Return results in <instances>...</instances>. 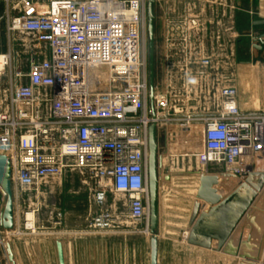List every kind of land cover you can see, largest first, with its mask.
<instances>
[{
    "label": "built area",
    "instance_id": "2783aa9c",
    "mask_svg": "<svg viewBox=\"0 0 264 264\" xmlns=\"http://www.w3.org/2000/svg\"><path fill=\"white\" fill-rule=\"evenodd\" d=\"M0 3L8 36L33 34L50 52L18 75L28 84L11 86L9 106L0 112V155L11 159L15 194L38 192L68 171H87L100 182L98 204L110 192L126 195L131 219L148 222L153 124L167 143L191 145L200 136L196 157L204 171L216 166L243 177L254 171L252 160L264 155V113L242 114L235 88L221 91L216 114L199 116L177 109L171 94L156 86L152 116L148 0ZM180 41L183 55L193 60L190 30L181 31ZM12 63V52L0 53V78L10 74ZM201 65L210 61L201 59ZM111 224L100 218L95 227Z\"/></svg>",
    "mask_w": 264,
    "mask_h": 264
},
{
    "label": "rangeland",
    "instance_id": "374dc122",
    "mask_svg": "<svg viewBox=\"0 0 264 264\" xmlns=\"http://www.w3.org/2000/svg\"><path fill=\"white\" fill-rule=\"evenodd\" d=\"M160 6L156 8V16L159 21L164 20L166 30H209V36L216 34L215 30H230L231 17L237 0H156ZM255 5L258 13L261 12V5L264 0H245ZM3 12V5L0 3V14ZM264 15V14H261ZM159 22L156 26V86L162 87L161 73V49L162 40ZM18 35V32H16ZM26 38V37H24ZM25 41L24 39H22ZM34 43L32 41L27 42ZM149 43V38H148ZM21 40L15 41V61L23 62L25 53L21 48ZM182 46V42L180 43ZM208 52L214 53L215 46L208 43ZM149 50V44H148ZM37 59V58H36ZM21 64V63H20ZM22 65V64H21ZM31 66H24L30 69ZM7 77L0 82V88L7 86ZM180 90L168 93L178 100L183 96V83L178 82ZM181 103V101H180ZM164 131H159L160 152L166 149L167 144ZM194 142L185 149H197L200 136L194 138ZM169 143V142H168ZM167 149L161 155L166 158L173 154ZM182 150V148H181ZM169 151V149H168ZM169 159V158H168ZM254 159L256 171L264 172V155ZM249 160V159H248ZM209 174H227V170L221 167L208 166ZM97 180L87 171H68L62 179L52 180L44 184L38 192L14 193L15 196V217L16 229L13 232H3L0 229V252L3 257L5 247L8 243L17 253L20 264H54L56 262V239H72V263L86 264L88 252L87 244L93 243L96 256H101L98 264H126L129 258L137 264H150V239L151 235L146 230L147 221L135 222L129 213V199L126 195L108 193L104 204L96 202V192L99 188ZM181 192L180 199H192L194 189L185 188ZM15 192V190H14ZM17 192V190H16ZM188 204L181 203L180 206L173 205L172 195L165 190L160 198L161 226L160 235L166 242L162 251V264H214V260L204 257L193 251L190 255L176 251L173 246H182L184 232L188 221ZM3 207V197L0 193V212ZM34 214L35 220L32 227H28L27 215ZM109 217L112 220L109 228H96L95 224L100 218ZM184 223V224H182ZM120 225H124L121 227ZM126 226V227H125ZM120 234L132 236L133 243L127 239L126 245L118 243ZM8 236V237H7ZM179 244V245H178ZM92 247V246H91ZM13 251V253H14ZM224 258V259H223ZM198 260V261H197ZM217 264L220 263L216 260ZM3 264H9L7 257ZM97 264V263H96ZM134 264V262H133ZM221 264H236V261L226 256L222 257Z\"/></svg>",
    "mask_w": 264,
    "mask_h": 264
},
{
    "label": "crops",
    "instance_id": "0c3cea01",
    "mask_svg": "<svg viewBox=\"0 0 264 264\" xmlns=\"http://www.w3.org/2000/svg\"><path fill=\"white\" fill-rule=\"evenodd\" d=\"M235 7L236 8H234V11L232 12L230 30H224L223 28H221L222 30H215L216 34L213 36H209V30H198V40L196 38V32H191L193 30H190V36L192 38L191 46L196 53V55L194 53L193 60L189 59L188 61L183 55L180 38L181 31L183 34L184 30H180V33L177 30H175V32H173L174 30H166L167 41L165 46L162 45L161 49V56L163 61H165L163 64L161 63L162 87H157V89L164 93H168L170 88H172V92L178 90L181 92L178 82L179 84L182 82L183 96L181 97L182 100L179 98L178 106L182 107L181 110L185 113L199 116L216 114L221 104L220 93L226 87L236 89L237 103L242 114L254 115L264 113V51H258L253 48L255 44L253 42L254 38L264 34V27H251L250 29L245 30L242 29L241 26L243 19H246V23H249L250 25H252V21H254L255 18L264 19V15H261L264 14V4L262 3L261 5L260 13H258V10L253 3L245 0H237ZM5 30V25L1 24L0 53L8 51L12 52L13 63L10 74L5 76L8 79L7 86L0 88V112L6 111L9 106L10 97L8 95V90L10 87H20L28 84L27 79L18 78L19 74H27L30 71V69L27 70L23 67L26 66L27 68L33 63L48 59L50 56L49 48L45 44H39L36 41L35 35L18 32V35L14 33L8 36ZM17 40H21V48L26 55L23 62L19 60L15 61L14 46L15 41ZM29 41H32L34 45H32V43L28 44L27 42ZM209 42L213 43L215 46L214 53L211 54L207 49ZM258 45H260V43H258ZM197 53L199 55H197ZM201 59L209 60L210 65H201ZM3 78H0V82ZM41 93L50 94V90H42ZM171 96L176 106V97L172 94ZM45 108L49 110V105H46ZM169 146L172 147L171 150L173 154L167 155L169 158H167V161L166 158L163 157L164 168L162 176L169 175L170 181L160 184V198L161 193L165 190L168 194L172 195L173 205L180 206L182 202L188 204V221L185 230V232H187L189 230V220L194 203L196 202L197 192L200 187V176L201 174H207L208 171L201 169L196 157V149H185L187 146H190L186 141H169V143L165 145L167 152H170ZM166 149L161 152L163 153ZM255 160L256 159L252 160L253 169L255 172H259L255 169V164L259 165ZM186 187L190 189L188 190L189 192L191 189H194V191H192L193 197L192 199L181 200L179 197L182 191L184 193ZM259 206L264 209V196L261 198ZM209 210V207L205 209L206 212ZM254 220V223H244L242 228L244 234L243 241H246L250 235H253L252 255L256 256L258 251L262 248L261 255L263 256L264 242L261 247V241L262 236L264 235V215H257ZM120 226L123 227L124 225ZM117 238L119 239L118 243L121 245H126L128 241L127 239H129V243H133L132 236L120 234ZM63 239L65 240L64 251L66 264H71L73 255L71 253V248H73L74 241L70 238ZM178 243H181L180 240ZM88 244L86 264H98V260L101 259V256H96V253L93 250L89 252V249L95 248V245H93V243L90 245ZM165 245L166 242L159 232V264H162V251L163 248H165ZM216 246L217 242H213V247L215 248ZM173 248H175L176 251H182L183 254L188 255L191 254L193 249V251H197L196 253L213 259L214 264H217L216 260H219V264H221V259L224 256L234 259L236 264L239 262V259L235 257L227 256L215 252L214 250H205L191 246L188 243V240L185 239L182 246H173ZM14 256L16 264H20L15 251ZM5 257H7L6 252L2 257V261ZM133 262L134 264H137L136 260H133ZM133 262H131V259L129 258L126 264H133ZM54 264H59L58 256Z\"/></svg>",
    "mask_w": 264,
    "mask_h": 264
},
{
    "label": "water",
    "instance_id": "95a60500",
    "mask_svg": "<svg viewBox=\"0 0 264 264\" xmlns=\"http://www.w3.org/2000/svg\"><path fill=\"white\" fill-rule=\"evenodd\" d=\"M159 6L160 4L156 0H148L150 108L153 117L156 115V26L159 22L156 8ZM259 27H264V19L255 18L252 21V28ZM159 29L162 45L165 46L164 20H161ZM253 42L255 43L254 49L264 51V34L254 38ZM149 150L150 264H159L160 184L169 182L170 176H162L164 159L160 152L159 131L155 124L150 127ZM12 178L13 170L10 157L0 155V193L3 197L0 229L3 232H13L16 229ZM263 196L264 172L251 171L243 177L231 174H201L200 187L188 225L190 232L188 243L194 247L214 250L235 257L239 259L238 264H264V254L261 255L262 248L256 256H253V235L243 241L244 234L242 232L245 222L254 223L255 216L264 215V209L259 206ZM207 207L210 210L206 212ZM64 242V239L55 240L59 264H66ZM213 242H217L215 248ZM263 242L264 235L261 247ZM5 251L9 264H16L10 243L6 245ZM0 264H3L1 252Z\"/></svg>",
    "mask_w": 264,
    "mask_h": 264
},
{
    "label": "bare ground",
    "instance_id": "6f19581e",
    "mask_svg": "<svg viewBox=\"0 0 264 264\" xmlns=\"http://www.w3.org/2000/svg\"><path fill=\"white\" fill-rule=\"evenodd\" d=\"M165 162V161H164ZM222 179V178H221ZM221 183H223V181L221 180ZM262 196V195H261ZM149 213H150V211H149ZM150 215V214H149ZM27 220H28V227H32V225L34 224V220H35V217H34V214H28L27 215ZM182 224H184V223H182ZM147 228H148V230H146L147 231V233L149 234L150 233V217H149V221H148V223H147ZM151 235V234H150ZM189 235H190V232H189V230L187 231V232H185L184 233V238L183 239H185V240H188V237H189ZM8 237V236H7ZM181 243H183V242H181ZM224 259V258H223ZM198 261V260H197Z\"/></svg>",
    "mask_w": 264,
    "mask_h": 264
},
{
    "label": "flooded vegetation",
    "instance_id": "af4514ba",
    "mask_svg": "<svg viewBox=\"0 0 264 264\" xmlns=\"http://www.w3.org/2000/svg\"><path fill=\"white\" fill-rule=\"evenodd\" d=\"M160 22L161 21H159V26H160ZM241 26H242V29H245V30L246 29L248 30V29H250L252 27V25H250L249 23L248 24L246 23V19L245 20L244 19L242 20ZM159 35L161 37V34H159ZM161 59H162L161 63L163 64V58H161Z\"/></svg>",
    "mask_w": 264,
    "mask_h": 264
}]
</instances>
